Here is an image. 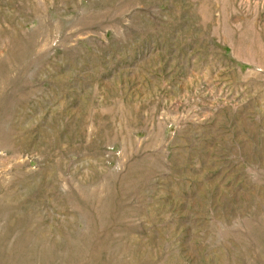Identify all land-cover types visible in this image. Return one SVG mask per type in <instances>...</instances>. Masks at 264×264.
Segmentation results:
<instances>
[{
	"label": "rangeland",
	"instance_id": "1",
	"mask_svg": "<svg viewBox=\"0 0 264 264\" xmlns=\"http://www.w3.org/2000/svg\"><path fill=\"white\" fill-rule=\"evenodd\" d=\"M0 264H264V0H0Z\"/></svg>",
	"mask_w": 264,
	"mask_h": 264
}]
</instances>
